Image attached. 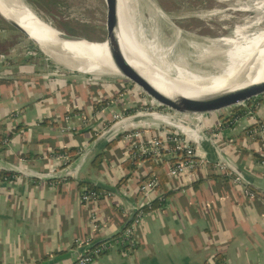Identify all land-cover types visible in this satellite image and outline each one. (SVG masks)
Returning a JSON list of instances; mask_svg holds the SVG:
<instances>
[{
	"label": "crops",
	"instance_id": "obj_1",
	"mask_svg": "<svg viewBox=\"0 0 264 264\" xmlns=\"http://www.w3.org/2000/svg\"><path fill=\"white\" fill-rule=\"evenodd\" d=\"M28 40L19 32L0 37V176L15 173L0 177V264H73L87 248L77 240L86 238L111 243L95 264H264L262 141L249 136L246 115L252 107L264 123V98L243 106L242 115L229 110L195 122L202 125L199 151L207 163L194 175L173 179L168 172L175 159L165 154L135 160L118 137L122 127L163 136L167 129L161 115L108 126L118 112L96 109L89 87L77 84L84 81L78 79L82 74L61 72L53 57ZM69 113L85 115L88 125L73 118L79 131L61 133ZM109 129L121 146L111 149L112 139L103 148L98 156L103 170L75 172ZM85 133H91L90 145ZM70 149L75 152L69 154ZM63 152L75 176L63 177V167L52 158ZM218 163L227 170H217ZM150 175L158 180L155 205L145 211L134 247L123 251L115 239L142 204L139 186ZM236 176L255 198L233 184ZM93 188L113 195L95 204L81 202L83 190ZM96 211L105 225L101 231L92 223Z\"/></svg>",
	"mask_w": 264,
	"mask_h": 264
},
{
	"label": "rangeland",
	"instance_id": "obj_2",
	"mask_svg": "<svg viewBox=\"0 0 264 264\" xmlns=\"http://www.w3.org/2000/svg\"><path fill=\"white\" fill-rule=\"evenodd\" d=\"M22 1L43 21L62 32L91 41H102L105 38L104 0ZM263 2L264 0H132V8L139 16L148 39L157 41L164 51L171 49L172 60L179 63L186 72L207 78L218 76L225 71L227 66L225 53L229 48L227 40L232 39L239 28H246L247 35L264 30ZM0 27H5L4 30L0 29V37H5L8 32L18 33L1 18ZM118 30L121 35L119 25ZM20 35L25 40L29 39L22 33ZM95 46L107 49L104 44ZM48 54L54 58L56 67L66 75L82 74L78 79L84 81L80 80L82 83L77 84L89 87L90 95L97 98V102L94 101L96 109L100 106L109 107L126 117H131L146 106L152 104L155 107L160 106L141 89L110 68L94 74H86L70 68L82 65L84 62ZM165 83L172 87H184L172 82ZM160 109V112L167 110L165 107ZM227 111L229 109L211 114H223ZM82 135L86 140L91 138V133ZM113 135L111 133L95 145V149L89 152L88 160L81 163L75 172L102 171V163L99 162L98 156L112 141ZM89 140L86 144L90 145ZM110 146L111 149L120 147L121 142L113 139ZM73 172L72 176H75Z\"/></svg>",
	"mask_w": 264,
	"mask_h": 264
},
{
	"label": "bare ground",
	"instance_id": "obj_3",
	"mask_svg": "<svg viewBox=\"0 0 264 264\" xmlns=\"http://www.w3.org/2000/svg\"><path fill=\"white\" fill-rule=\"evenodd\" d=\"M24 4L21 0H0V8L22 12L29 21L43 25L42 19ZM116 19L121 28L122 45L131 63L149 75L150 81L167 94L174 92L197 98L264 81V30L250 35L246 34V28L235 30L234 37L227 40L229 48L225 53L227 57L225 71L218 76L206 78L186 72L179 63L172 60L171 49L164 51L157 41L148 39L139 16L133 11L132 0L118 1ZM20 23L47 53L84 62L70 68L86 74H94L108 68L105 60L107 49L84 43L61 44L26 28L23 22ZM165 82L184 87H172Z\"/></svg>",
	"mask_w": 264,
	"mask_h": 264
},
{
	"label": "built area",
	"instance_id": "obj_4",
	"mask_svg": "<svg viewBox=\"0 0 264 264\" xmlns=\"http://www.w3.org/2000/svg\"><path fill=\"white\" fill-rule=\"evenodd\" d=\"M242 106L246 107L247 105L243 104ZM158 107V105L155 107L152 104L144 107V109L136 112L134 115L141 113H158L160 112L158 111ZM229 110L231 111V108ZM246 110V115L251 122L248 126L249 136L259 135L261 137L262 150L259 164L261 168L264 169V123L258 121L255 109L247 107ZM177 114L179 117H177ZM125 117L126 116L121 113H115L112 115L107 125L110 126L115 122H120L128 118ZM161 117L167 129L163 136H151L147 135L141 129H123L122 127V129L119 130L118 137L123 144L127 145L129 149L134 152L135 160L160 159L165 154L175 159V163L170 167L168 172L170 178L178 179L184 175H194L199 166L207 163L206 154L199 151V144L204 138V134L195 127V122L198 123V121H201L203 115L192 117L167 109L165 112H161ZM73 118L79 119L80 125L82 126L88 125V118L85 115L73 116L69 113L64 118L66 124L60 127L61 133L67 134L79 131V127L72 123ZM52 158H55V160L61 164L65 177L72 176L73 170L68 171L69 155L66 152L54 154ZM216 169L225 172L227 170V165L218 163L216 164ZM233 184L239 187L246 197L251 199L256 197V194L246 185L241 177H234ZM157 186L158 180L156 177H151V179L144 181L139 186V192L143 202L138 207L131 223L128 224L121 235L115 239L117 245H119L123 251L134 247L135 233L138 227L143 223L145 211L153 210ZM112 195L113 194L109 192L85 189L80 195V200L83 203L95 204L105 197H112ZM162 201L164 200L162 199ZM92 223L97 231H101L105 228V225L99 221L97 211L92 212ZM94 242L95 240L91 238L77 240L78 245L86 246L87 248L78 256L73 264H95V262L111 248L110 242H102L93 246Z\"/></svg>",
	"mask_w": 264,
	"mask_h": 264
},
{
	"label": "water",
	"instance_id": "obj_5",
	"mask_svg": "<svg viewBox=\"0 0 264 264\" xmlns=\"http://www.w3.org/2000/svg\"><path fill=\"white\" fill-rule=\"evenodd\" d=\"M104 1L106 6L104 24L105 38L102 41H91L82 37L67 34L56 29L55 27L43 20V23L40 21L43 25L36 24L34 22L29 21L26 18V14L10 9L0 8V18L4 22L9 24L13 29L24 34L34 44H36L41 51H43L48 56L50 55L39 46L38 42L35 39L30 37L29 32L27 31V29L22 27L20 22H23L26 28L28 27L35 33L61 44L84 43L90 46H95L99 44L106 45L107 53L105 60L108 63V68L118 73L125 79L129 80L139 89H141L142 92L145 93L154 102L158 103L162 107L169 109L172 112L186 115L211 114L243 105L247 102L264 96V81L259 83L248 84L245 86L234 87L226 91L208 94L197 98L186 97L174 92H171V94L163 92L150 81L149 75L136 68L129 60L127 52L122 45L121 35L117 25L116 5L119 0ZM22 3L24 2L22 1ZM10 17H12L13 20L10 19ZM152 115H161V113H141L128 117L124 121L128 119H138ZM198 122L200 123L201 121ZM195 127L199 131H201L202 125L200 124L199 126ZM111 130L112 129H109L108 131L103 133L99 140L107 136ZM70 170H72V167H69L68 171ZM63 177H65V175H63Z\"/></svg>",
	"mask_w": 264,
	"mask_h": 264
},
{
	"label": "trees",
	"instance_id": "obj_6",
	"mask_svg": "<svg viewBox=\"0 0 264 264\" xmlns=\"http://www.w3.org/2000/svg\"><path fill=\"white\" fill-rule=\"evenodd\" d=\"M263 98H264V96L259 97V98H257V99H254V100H252V101H250V102H247V103H245V104H246V105H251L252 103H257V102H259V101L262 100ZM98 107H99V105H98ZM95 108H96V107H95ZM160 108H163V107H160V106H159V107H158V111L161 110ZM241 108H243L242 105H240V106H236V107H233V108H231V110H233V112H235L236 115H242V113L239 112V110H240ZM236 111H237V112H236ZM93 139H94V138H93ZM68 152H69V154H72V153L75 152V149H70V151H68ZM130 160H131V159H130ZM130 160H128L127 163H131V162H132V164H134V165L137 163V161H130ZM132 169H134L133 166H132ZM13 175H15V173H12V172H10V171H3L0 177H8V176H13ZM151 177H152L151 175L148 176L146 180L151 179ZM127 178H128V176L124 177V178L122 179V181H125ZM146 180H145V181H146ZM93 189H94V190H97V191L99 190L98 188H93ZM154 205H155V204H154ZM154 205H153V207H154ZM132 219H133V218H131L130 221H128V222H129L128 224L131 223ZM97 244H100V243H97ZM97 244H94L93 246H95V245H97ZM216 264H221V262L219 261V262H217Z\"/></svg>",
	"mask_w": 264,
	"mask_h": 264
}]
</instances>
